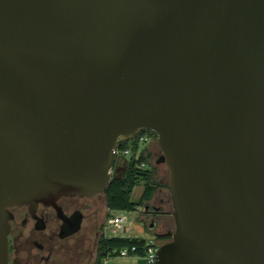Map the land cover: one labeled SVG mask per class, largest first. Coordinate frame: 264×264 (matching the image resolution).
I'll return each instance as SVG.
<instances>
[{
    "label": "water",
    "instance_id": "obj_1",
    "mask_svg": "<svg viewBox=\"0 0 264 264\" xmlns=\"http://www.w3.org/2000/svg\"><path fill=\"white\" fill-rule=\"evenodd\" d=\"M144 129L175 223L156 264H264V0H0V264L9 207L104 192Z\"/></svg>",
    "mask_w": 264,
    "mask_h": 264
},
{
    "label": "flooded vegetation",
    "instance_id": "obj_2",
    "mask_svg": "<svg viewBox=\"0 0 264 264\" xmlns=\"http://www.w3.org/2000/svg\"><path fill=\"white\" fill-rule=\"evenodd\" d=\"M140 133H148L151 140L158 139L150 130L144 129ZM162 158L161 151L158 162H162ZM124 161L130 162L129 160L115 162ZM118 166L119 164L115 163L111 173L112 178L118 177L116 174ZM106 190L94 196L61 197L57 201L60 213L55 207L43 204L34 210L28 205L9 207L10 229L6 264H62L59 261L60 257L70 253V247L72 243L77 242L76 237L82 232L84 223L88 224V230L94 228V244L88 264H98L102 239L110 237L106 223L111 212L107 207ZM99 196L102 197V201L98 203L95 199ZM147 213H150L153 219L171 216L170 213H162L159 209ZM154 221L150 224V228L157 226ZM77 224H79L78 229ZM171 233L170 230L167 233L158 232L153 235L170 237ZM81 259L76 264H83Z\"/></svg>",
    "mask_w": 264,
    "mask_h": 264
},
{
    "label": "rangeland",
    "instance_id": "obj_3",
    "mask_svg": "<svg viewBox=\"0 0 264 264\" xmlns=\"http://www.w3.org/2000/svg\"><path fill=\"white\" fill-rule=\"evenodd\" d=\"M146 147L151 152V164L156 167V176L158 181L162 184H168L169 182V168L164 162L158 163V158L160 156V148L158 145V139L149 140L146 143ZM131 157L127 156L126 160H129ZM125 160V159H124ZM126 162H121L119 164V169L116 170L117 176H123ZM144 189V183L141 182L137 185L133 191V199L136 203L140 201ZM98 203L102 201V197H96L95 199ZM156 207L162 208L165 212L173 211L172 201L170 192L167 187H162V190L158 191L155 201H153ZM124 215L128 217V220L123 224L125 232L123 235L128 237H150L156 233H167L168 231L175 230L174 218L171 215L170 217H162L153 219V216L150 213H144V207L139 205L135 210L132 211H123ZM155 220V221H154ZM156 222L157 226L155 228H150L152 222ZM87 230V231H86ZM111 231V228H108ZM77 242L72 243L70 247V253L62 255L60 257V262L62 264H76L81 258V263L88 264L90 259V253L93 249L94 244V228L88 230V224L84 223V228L82 232L76 237ZM81 252V253H80ZM132 259H122L120 263H117L116 260L112 259L109 264H132Z\"/></svg>",
    "mask_w": 264,
    "mask_h": 264
},
{
    "label": "trees",
    "instance_id": "obj_4",
    "mask_svg": "<svg viewBox=\"0 0 264 264\" xmlns=\"http://www.w3.org/2000/svg\"><path fill=\"white\" fill-rule=\"evenodd\" d=\"M151 133L156 134L151 131ZM122 143L123 147L128 144L127 140ZM134 147L137 148V143L134 142ZM146 153H142L139 159L133 156L126 164V168L123 176L112 178L109 187L106 190L107 207L110 211H132L135 210L139 205L144 207V213L149 212L153 209H159L162 213L165 212L162 208H156L153 201L156 199L158 191L162 187H167L168 184H162L158 181L156 176V167L151 164V152L146 147ZM146 162L149 168L140 169L138 164ZM141 182L144 183V189L138 203L133 199V191L137 185ZM157 213V212H155ZM157 238L163 242L168 241L171 237L168 236H157ZM144 242L143 238L140 237H128V236H112L103 238L98 254V264H104L105 257L114 251H119L124 247H130L134 244L141 245Z\"/></svg>",
    "mask_w": 264,
    "mask_h": 264
},
{
    "label": "built area",
    "instance_id": "obj_5",
    "mask_svg": "<svg viewBox=\"0 0 264 264\" xmlns=\"http://www.w3.org/2000/svg\"><path fill=\"white\" fill-rule=\"evenodd\" d=\"M151 139L152 138L148 133H139L127 140L128 144L126 147H123L120 142L119 147L115 151L116 160H126L127 156H130L131 158L135 156L136 159H139L142 153H146V143ZM134 142L137 143V148L134 147ZM115 163L118 164L119 162ZM138 167L140 169H145L148 167V164L146 162H141L138 164ZM110 212L106 223L107 228H111V231H109L110 237H125V235L120 232H125L123 224L128 220V217L122 213L123 211ZM142 238L144 239V242L141 245L134 244L130 247H124L119 251L109 253L105 257L104 264H109L112 259L116 260L117 263H120L122 259L127 258L133 260L132 264H156L158 250L164 242L159 240L156 235Z\"/></svg>",
    "mask_w": 264,
    "mask_h": 264
}]
</instances>
